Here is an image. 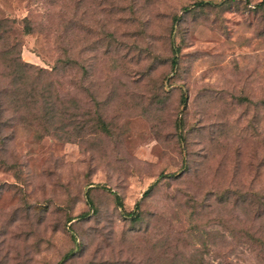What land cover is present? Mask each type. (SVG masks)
I'll list each match as a JSON object with an SVG mask.
<instances>
[{"label":"rangeland","instance_id":"obj_1","mask_svg":"<svg viewBox=\"0 0 264 264\" xmlns=\"http://www.w3.org/2000/svg\"><path fill=\"white\" fill-rule=\"evenodd\" d=\"M196 1L0 0V264H264V4Z\"/></svg>","mask_w":264,"mask_h":264},{"label":"trees","instance_id":"obj_2","mask_svg":"<svg viewBox=\"0 0 264 264\" xmlns=\"http://www.w3.org/2000/svg\"><path fill=\"white\" fill-rule=\"evenodd\" d=\"M206 2H208V1L199 0V1H196V4L197 5H202V4L206 3ZM257 4L259 6H262L264 4V0H260L259 2H257ZM173 52L174 53H173V56H172V62L175 64L177 62V52H178V47L175 46V45L173 47ZM183 101H185V98L183 99ZM180 136H182L181 133H180ZM150 186L144 191L143 194H145L149 190ZM115 199H116L117 205L121 207L122 206V200H121V197H120V195L118 193H115ZM88 201L91 202V200L89 198H88ZM138 204H139V199L136 201L135 207H137ZM132 212H133V210L132 211H128L127 214H131ZM135 215H137V213Z\"/></svg>","mask_w":264,"mask_h":264}]
</instances>
